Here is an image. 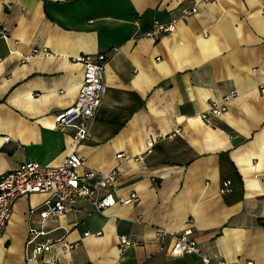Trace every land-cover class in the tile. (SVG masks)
Here are the masks:
<instances>
[{"label":"crops","instance_id":"1","mask_svg":"<svg viewBox=\"0 0 264 264\" xmlns=\"http://www.w3.org/2000/svg\"><path fill=\"white\" fill-rule=\"evenodd\" d=\"M194 4L172 33L145 37L154 20ZM98 55L105 93L77 144L54 115L77 97L76 59ZM232 92L207 125L201 115ZM72 153L94 171L116 170L108 190L137 202L103 216L80 199L41 224L48 194L21 196L0 264H264V0H0V177ZM226 179L233 193L220 196ZM30 228L50 245L35 259ZM184 231L199 252L173 257ZM120 237L131 244L120 249Z\"/></svg>","mask_w":264,"mask_h":264},{"label":"built area","instance_id":"2","mask_svg":"<svg viewBox=\"0 0 264 264\" xmlns=\"http://www.w3.org/2000/svg\"><path fill=\"white\" fill-rule=\"evenodd\" d=\"M203 1L214 2V0ZM196 11L197 5L194 4L189 9L180 10L178 15H174L167 24H161L154 20L151 29L145 34V37L157 38L172 33L178 21L190 17ZM106 60L107 57L105 55L96 57L84 56L76 59V61L83 64L84 68L77 97L72 106L54 115L55 128L61 131L70 130L77 144L85 143L89 140V128L105 93L104 64ZM235 96L236 93L232 92L222 102L212 103L209 110L201 115V119L207 125H213L212 120L219 118L226 112L228 101ZM152 146L153 144L150 143L148 151ZM116 180V170L108 173L94 171L87 167L85 159L77 153L66 156L58 166H40L32 162L22 164L0 177V239L11 217L15 201L24 195L48 194L47 200L39 211L41 224L49 217L62 216L72 212L80 199L89 201L93 210L103 216L114 206L124 207L137 202L138 198L134 193L125 199H117L108 190L115 185ZM232 193L233 184L231 180L222 181L219 195L228 196ZM45 234L42 228L29 229L27 245H33L31 259H35L40 253L49 250V244L36 243V239ZM189 234V231H184L174 236V243L170 250L171 256L181 257L185 254H198V246L194 240L189 238ZM118 243L120 249H124L131 244L130 240L125 237H120ZM201 264L229 263L203 257ZM246 264L253 263L247 262Z\"/></svg>","mask_w":264,"mask_h":264},{"label":"water","instance_id":"3","mask_svg":"<svg viewBox=\"0 0 264 264\" xmlns=\"http://www.w3.org/2000/svg\"><path fill=\"white\" fill-rule=\"evenodd\" d=\"M241 141H242L241 138H239V137H234V138L232 139L231 143H232L233 145H235V144H237V143H239V142H241Z\"/></svg>","mask_w":264,"mask_h":264}]
</instances>
